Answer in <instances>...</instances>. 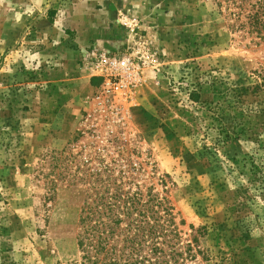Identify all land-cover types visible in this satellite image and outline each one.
Masks as SVG:
<instances>
[{"label":"rangeland","instance_id":"374dc122","mask_svg":"<svg viewBox=\"0 0 264 264\" xmlns=\"http://www.w3.org/2000/svg\"><path fill=\"white\" fill-rule=\"evenodd\" d=\"M254 1L0 0V264H78L88 206L133 196L171 212L188 264H264ZM107 32L113 49L61 36ZM124 56L141 80L108 94Z\"/></svg>","mask_w":264,"mask_h":264},{"label":"trees","instance_id":"16d2710c","mask_svg":"<svg viewBox=\"0 0 264 264\" xmlns=\"http://www.w3.org/2000/svg\"><path fill=\"white\" fill-rule=\"evenodd\" d=\"M250 6L247 13L240 6L239 18L244 16L247 20L243 24L264 37V0H255ZM128 200L122 212L110 201H93L88 206L80 217L82 226L77 234L82 253L78 264H188V258L193 259L190 249L183 257L179 239L173 240L179 233L171 212L159 214L156 210L150 215L153 208L146 210L148 204L159 207L154 197L146 202L135 196ZM122 214L129 217L125 226L121 225Z\"/></svg>","mask_w":264,"mask_h":264},{"label":"built area","instance_id":"2783aa9c","mask_svg":"<svg viewBox=\"0 0 264 264\" xmlns=\"http://www.w3.org/2000/svg\"><path fill=\"white\" fill-rule=\"evenodd\" d=\"M103 61H105V58H103ZM113 63L116 70H113L114 72L111 73L113 78H109L104 82V89L111 95L127 93L130 85L136 86L141 80L140 67L133 64L127 56L115 60Z\"/></svg>","mask_w":264,"mask_h":264},{"label":"crops","instance_id":"0c3cea01","mask_svg":"<svg viewBox=\"0 0 264 264\" xmlns=\"http://www.w3.org/2000/svg\"><path fill=\"white\" fill-rule=\"evenodd\" d=\"M61 36H66L67 39L71 40V43L83 49L91 46L96 47L97 49H113L120 43L116 40L117 37L109 32H107V34H73L72 38H70L69 34H61Z\"/></svg>","mask_w":264,"mask_h":264}]
</instances>
